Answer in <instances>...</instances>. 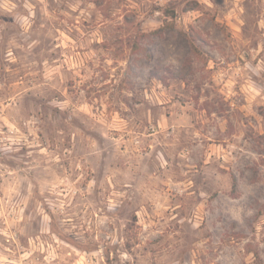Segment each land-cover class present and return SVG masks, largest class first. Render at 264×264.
Listing matches in <instances>:
<instances>
[{"label":"rangeland","instance_id":"rangeland-1","mask_svg":"<svg viewBox=\"0 0 264 264\" xmlns=\"http://www.w3.org/2000/svg\"><path fill=\"white\" fill-rule=\"evenodd\" d=\"M0 264H264V0H0Z\"/></svg>","mask_w":264,"mask_h":264}]
</instances>
